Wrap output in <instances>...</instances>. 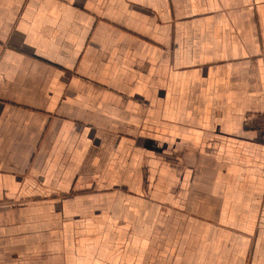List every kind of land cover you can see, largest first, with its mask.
<instances>
[{"label":"crops","instance_id":"1","mask_svg":"<svg viewBox=\"0 0 264 264\" xmlns=\"http://www.w3.org/2000/svg\"><path fill=\"white\" fill-rule=\"evenodd\" d=\"M0 264H264V0H0Z\"/></svg>","mask_w":264,"mask_h":264},{"label":"built area","instance_id":"2","mask_svg":"<svg viewBox=\"0 0 264 264\" xmlns=\"http://www.w3.org/2000/svg\"><path fill=\"white\" fill-rule=\"evenodd\" d=\"M246 123H247V124H250V123H251V121H250L249 119H247Z\"/></svg>","mask_w":264,"mask_h":264}]
</instances>
